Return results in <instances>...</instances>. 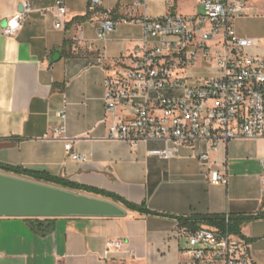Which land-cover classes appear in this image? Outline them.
Masks as SVG:
<instances>
[{"label":"crops","instance_id":"obj_1","mask_svg":"<svg viewBox=\"0 0 264 264\" xmlns=\"http://www.w3.org/2000/svg\"><path fill=\"white\" fill-rule=\"evenodd\" d=\"M134 1L103 0L93 8L90 0H65L58 25L56 0H0V163L112 192L161 214L125 208L121 217H0V264H183L191 254L179 230L192 228L178 217L226 214L260 215L237 235L253 262L264 264V139L235 138L216 149L198 142L165 159L152 153L162 140L134 146L109 135L113 118L106 114L104 81L131 65L143 33L138 20L203 12L197 0ZM20 3L29 7L21 28L6 35L3 28ZM106 14L117 25L101 40ZM79 16L87 18L75 20ZM234 27L237 35L257 39L251 52L264 55L263 2L251 4ZM117 114L131 118L134 111L120 106ZM61 124L66 131L56 135ZM69 140L84 160L70 156ZM213 171L226 181L212 182ZM34 221L39 226L32 227ZM117 240L121 248L108 247Z\"/></svg>","mask_w":264,"mask_h":264},{"label":"built area","instance_id":"obj_2","mask_svg":"<svg viewBox=\"0 0 264 264\" xmlns=\"http://www.w3.org/2000/svg\"><path fill=\"white\" fill-rule=\"evenodd\" d=\"M102 1L90 0L91 7H99ZM197 1L203 12L196 15L168 13L138 20L143 33L131 65L104 81L106 114L113 118L111 138L134 146L162 140L164 146L152 153L165 159L174 157L181 146L198 142L216 149L235 138L264 139V55L251 52L257 39L237 35L234 27L235 19L251 4L264 0ZM144 2L135 0L134 5ZM55 9L59 25L67 12L65 0H56ZM25 15V11L13 14L3 33L15 34ZM116 25L106 14L98 38L104 40ZM191 69L204 70L206 75H194ZM120 106L132 107L133 117L118 115ZM65 117L63 111L61 118ZM65 131L64 124L54 127L56 135ZM66 150L73 159L84 160L73 151L71 140ZM200 158L207 161L209 153L203 152ZM210 178L214 183L226 181L218 171ZM261 182L264 186V173ZM179 233L187 239L191 254L183 264H255L245 242L228 228L201 226L182 228ZM123 244L111 241L108 247Z\"/></svg>","mask_w":264,"mask_h":264},{"label":"water","instance_id":"obj_3","mask_svg":"<svg viewBox=\"0 0 264 264\" xmlns=\"http://www.w3.org/2000/svg\"><path fill=\"white\" fill-rule=\"evenodd\" d=\"M24 8L20 3L18 11L22 12ZM126 213L125 207L106 198L0 172L2 218L121 217ZM39 224L38 221L30 223L32 227ZM47 225L53 230L52 221Z\"/></svg>","mask_w":264,"mask_h":264},{"label":"trees","instance_id":"obj_4","mask_svg":"<svg viewBox=\"0 0 264 264\" xmlns=\"http://www.w3.org/2000/svg\"><path fill=\"white\" fill-rule=\"evenodd\" d=\"M86 18L87 16H79L75 18V20L82 21V20H85ZM0 168L7 172H12L18 176L33 179L36 181L51 183V184L61 186L64 188L81 190V191H86V192L93 193L96 195H100V196L109 198L114 202L122 204L127 209L139 211L143 214H156V215L161 214L157 211L151 210L145 203L136 204V203L126 200L125 198L115 193L104 191V190L93 188V187L83 186V185L71 182L69 180H66L62 177L53 176L45 172L24 169L22 167H13L9 165H4L2 163H0ZM259 216L260 215H252V216L230 215V220L228 222L226 221V215H204V216L197 215L193 217H178V218L181 220L182 225L188 226L192 229L197 228L199 225H201V223H205V224H209L212 226H216L223 230L228 228L231 232L241 235L242 234L241 233L242 224L246 220L258 218Z\"/></svg>","mask_w":264,"mask_h":264},{"label":"rangeland","instance_id":"obj_5","mask_svg":"<svg viewBox=\"0 0 264 264\" xmlns=\"http://www.w3.org/2000/svg\"><path fill=\"white\" fill-rule=\"evenodd\" d=\"M202 75H206V71H204V70L201 71V69L198 70L197 71V76H202Z\"/></svg>","mask_w":264,"mask_h":264}]
</instances>
